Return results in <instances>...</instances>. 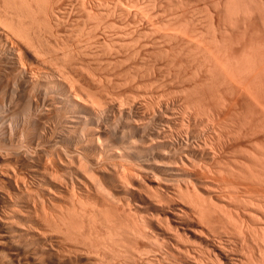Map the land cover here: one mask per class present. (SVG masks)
<instances>
[{"label": "bare ground", "instance_id": "bare-ground-1", "mask_svg": "<svg viewBox=\"0 0 264 264\" xmlns=\"http://www.w3.org/2000/svg\"><path fill=\"white\" fill-rule=\"evenodd\" d=\"M21 94L23 117L53 116L48 123L63 137L51 145L71 137L72 147L82 143L56 156L62 165L76 162L79 173L66 170L69 178L81 189L94 183L98 193L102 171L131 200L113 204L101 193L102 210L82 204L85 190L76 192L72 179L65 181L70 189L62 187L61 177L57 183L47 165L31 160L30 142L7 145L0 129V150L7 147L0 164L13 152L34 175L53 180L60 200L64 195L60 208L35 209L27 219L38 237L55 235L48 263L83 256L84 264H264V0H0V115L19 111L11 104ZM138 136L159 148L139 150ZM163 149L176 158L169 169L181 173L176 185L157 179L169 170L147 164L166 157ZM90 160L110 167L93 163L97 173L88 174ZM5 165L0 263L38 264L36 244L27 243L34 231L16 228L19 208L10 195L18 173ZM134 208L155 214L139 217Z\"/></svg>", "mask_w": 264, "mask_h": 264}, {"label": "rangeland", "instance_id": "rangeland-1", "mask_svg": "<svg viewBox=\"0 0 264 264\" xmlns=\"http://www.w3.org/2000/svg\"><path fill=\"white\" fill-rule=\"evenodd\" d=\"M10 85V84H9ZM6 88V90H5V92H6V94H7V97H6V99L8 100V96H10V92H11V86H6L5 87ZM10 90V91H9ZM19 96H21V97H19ZM25 96V97H24ZM26 94L24 95L23 94V98H22V94L21 95H17L16 97H15V100L17 101V103H16V101L14 100V104H11V107L13 106L14 108H16L15 110H18L19 109V111H10V112H6V115L5 116H3L5 113H2L1 115H0V119H2V121H0V122H2V123H0V129H2L3 130V132H4V134H2L4 137H6L7 139L5 140V141H3L4 140V138L3 139H1L3 142H6L7 143V145L9 144L10 145V143H11V141L13 142V143H11V144H14V143H20V142H23L24 141V143H27L28 144V142H30L33 146H32V148H31V152H30V155H28V156H30V157H32V161H34V162H38V161H41V162H39L40 164L43 162V164L42 165H47L46 167H49L51 170H49L48 169V172L50 171H52L53 173H56L55 175L54 174H51V177H50V175L48 174V177H50V179H52V175H54L53 176V180H55V181H57V178L58 177H61V178H58V180H59V183H58V181H57V183L58 184H62V182H63V184L61 185L62 187H65L66 185H67V187L66 188H68V187H70L72 184H74V187L75 186H77V187H75L74 189L76 190V192H84V190H85V194H86V196H85V194H83V196L84 197H82V199L80 200L81 202H83L82 204H85V205H89V207H90V205L91 206H93L94 208H96V209H100V210H102L103 209V207H104V202H103V198L102 197H104L106 200H108L109 202H111V203H113V204H119V205H123L124 204V201L126 202V203H131V200L129 201V200H126V199H128V198H130V194L129 193H127V192H124V191H122L123 189H121V187H120V184H117V182H116V184H115V182H113L112 184H110L109 182H107V181H111V180H109L108 178H106L107 177V174H104L102 171H101V173H102V175H101V180H100V183H102V182H104L105 184H103L102 183V186H101V184L99 183V181H98V179H97V182L99 183V185H100V187L102 188H100V190H99V192L97 193V192H94V191H97L96 190V187L94 188L92 185H94V183L93 184H90L89 183V181L87 182L88 183V185L90 184V186H86V188H88V189H90V190H88V189H84L83 187H82V189H81V187H79L80 185H78L79 183L77 182L76 183V181H77V179L75 178H73L72 177V175L70 176V177H72V178H69V175L68 174H66V173H68V172H66V170L67 171H69V174H71L70 173V171L71 170H73V172L74 171H78V169H77V166H75L76 164V162H73V163H71V164H74V166H75V169H74V166L73 165H69V166H67V165H62V164H59L58 163V157H56L57 155H60V156H62V152L64 153V151L65 150H67L68 149V151H73V148H76L77 146V150H80V149H84L83 148V146H82V143L80 142L79 144L81 145H76L75 147H72L71 145H73L74 143H75V141H74V138L73 137H71V140L70 141H72V142H70V141H61V142H59V143H57V145H56V142H55V145L53 146V145H51V143L52 142H54L55 140H58L59 138H61L60 136H62L63 137V133L62 132H60V128H58L57 130L56 129H52V126L54 125V120H52L51 122H50V120H49V123H48V119H51L50 117L49 118H46V120L44 119V120H41V122H40V120L39 119H36L37 118V116L36 115H29V116H31V117H29L28 118V116H22L21 114H20V109L22 108V106H24L25 105V102H24V100L26 99ZM20 98H22V99H20ZM18 99H20L19 101H18ZM7 102V101H6ZM22 104H21V103ZM14 105H16V106H14ZM22 105V106H21ZM19 106V107H18ZM12 110H14L13 108H12ZM16 112H17V114L18 115H16ZM9 113V114H8ZM12 113V114H11ZM14 114V115H13ZM19 114H20V116H19ZM32 114V113H31ZM1 116H3V117H1ZM36 118H35V117ZM16 117V118H15ZM26 117V118H25ZM33 117V118H32ZM7 118V119H6ZM11 121H10V120ZM23 119H25L24 121H23ZM37 120H38V122H37ZM15 121V122H14ZM20 121V122H19ZM42 121H45V122H47L46 124H43V122ZM22 122V123H21ZM30 124H29V123ZM37 122V123H36ZM44 122V123H45ZM52 122H53V125H52ZM7 123H9L10 124V126L8 125H6ZM28 123V124H27ZM39 123H42V124H39ZM4 124L6 125V126H4ZM21 124H23V125H21ZM37 124V125H36ZM102 124H105L104 122L102 123ZM1 125H3V126H1ZM25 125V126H24ZM29 125L31 126V127H29ZM39 125V126H38ZM48 125V127L49 126H51L50 127V129H51V131H49V129H48V127H46ZM19 126V127H18ZM27 126V127H26ZM33 126V127H32ZM38 126V127H37ZM45 126V127H44ZM6 127H8V128H6ZM15 127V128H14ZM45 129H43V128ZM5 128V129H4ZM21 128V129H20ZM93 129H96V130H94V131H97L98 129H102L103 128V125H102V128H101V126H99V127H97L96 128V126L94 125V127H92ZM17 129H18V131H17ZM26 130H28V131H26ZM38 130H39V132H38ZM42 130V131H41ZM48 130V131H47ZM52 130H54L53 132H52ZM8 133H6V132ZM12 131V132H11ZM22 131V132H21ZM30 131V132H29ZM40 131H41V133H40ZM56 131L59 133H56ZM0 132H2V131H0ZM2 132V133H3ZM14 132H15V134H14ZM52 134H51V133ZM21 133V134H20ZM35 133V134H34ZM38 133H40V134H38ZM44 133V134H43ZM56 133V134H55ZM20 134V135H19ZM53 134L54 135H56V136H53ZM25 135V136H24ZM38 135H40V136H38ZM44 135V136H43ZM52 135V136H51ZM0 136H1V133H0ZM49 136H51V137H49ZM17 139H16V138ZM39 137V138H38ZM139 137L140 136H138V137H136L137 138V141L139 140ZM11 138V139H10ZM33 138V139H32ZM45 138V139H44ZM47 138V139H46ZM55 138H57V139H55ZM18 139H20V140H18ZM29 139V140H28ZM38 139V140H37ZM50 141H49V140ZM53 139H54V141H53ZM0 140V141H1ZM11 140V141H10ZM23 140V141H22ZM44 140L46 141V142H44ZM140 140H141V137H140ZM140 140L138 141V142H136L135 143V147H137L138 149L139 148H141L142 147V149L143 148H149L148 146H155L157 149L159 148V146H158V144H150V141H147L148 143H140ZM147 140V139H146ZM1 141V142H2ZM26 141V142H25ZM37 142V143H36ZM67 142L70 144V145H67ZM48 143V144H47ZM50 143V144H49ZM64 143V144H63ZM73 143V144H72ZM43 144V145H42ZM53 144V143H52ZM137 144V145H136ZM6 145V146H7ZM45 145V146H44ZM60 145V146H59ZM63 145V146H62ZM146 145V146H145ZM160 145V150H161V147H162V145L161 144H159ZM47 146V147H46ZM56 146H57V148H56ZM59 146V147H58ZM54 147V148H53ZM66 147V148H65ZM68 147V148H67ZM9 148V147H8ZM35 148H36V150H35ZM38 148V149H37ZM60 148H61V150H60ZM145 148V149H146ZM7 149V147L6 148H4V149H1V150H3V152H1V150H0V153L1 154H3V155H5L4 153H6V150ZM57 149V150H56ZM6 150V151H5ZM33 150V151H32ZM43 150H44V152H43ZM140 150V149H139ZM159 150V151H160ZM164 150V149H163ZM166 150H168L167 148H166ZM166 150H164L163 152L165 153L166 152ZM5 151V152H4ZM41 151V152H40ZM55 151H57L56 153H58V154H56L55 153ZM157 151V150H156ZM34 152V153H33ZM46 152L49 154V153H51L50 155L51 156H49L48 154H46ZM163 152H159V153H161L160 155H163ZM168 153H165L164 154V156H166V157H163V156H160L159 158L157 157V160H160L159 162H158V164H156V161H155V163L154 164H151V163H153L152 162V158H151V161L150 162H148L147 164L148 165H151L152 167H154V166H156L155 168H157L158 166V169L159 170H163V169H167V170H169V169H171L172 167L174 168L175 166L173 165V161L174 160H176V158H174L175 156H174V154H172L171 152H169V151H167ZM13 153V152H12ZM11 152L9 153V154H6L7 156H5V157H9V158H5V160H3V161H1V164H6L4 167H8V168H10V169H13L14 171H15V173L17 174V178L18 179H16L17 181H15L16 183L18 182V183H20L19 184V186L17 185V184H15V185H17V186H15V188L16 187H18V188H16V189H18V191H20L21 190V192H19L18 193V191L15 189V190H13V191H16V192H14L13 193V191H11L12 193V195H10V197H11V199H12V201L14 202V208H16V209H20L21 211L23 210V213L18 209L17 210V214H16V212L14 213L15 215H16V217H18V218H20V222H19V220H18V218H17V225H16V228L18 227L19 228V231H20V233L21 234H23V232H25V230H27V228H32V229H34V230H30L29 229V231L28 232H30V231H34L33 233H29V234H32V235H34V238H32V239H29V241L30 242H27V241H25V243L27 242V243H32V246H34L35 244V246H36V248H35V246H34V250L31 248V251L33 252V251H35L36 252V250H38V253L39 254H41V256L39 257L40 259L42 258H44L45 256V258L41 261L40 259L38 260L39 262H38V264H41V262H43V264H51V263H53V261L55 260V255H54V253H52V251L48 248V247H50V244L47 242L48 240L50 241H52L53 242V240H55V235H46V236H44V238L42 239V238H40V237H38V235L35 233V231H36V229H37V231L36 232H39L40 231V229H38V226L36 227V226H34L35 224L33 223V222H30V221H32L33 220V218H34V216H35V213H31V212H34L33 210H35L36 209V211L38 210V209H40L41 210V208L43 209V207H44V209H46L45 210V212H47L48 211V213H49V211H50V213L54 210V208H55V206L58 208H60L63 204H65V202H64V200L62 199L63 198V196L61 197V200L59 199L60 197L57 195V194H59L60 196H61V194H63L62 192H60L61 191V189L60 188H56L55 186H54V182H53V180H50V182H48V181H45V180H43V179H41L40 177L41 176H37V175H34V172L32 173V170L30 169V167L28 168V167H24L23 165H21L22 164V161L21 160H17L18 159V157H17V159H15L16 157H14V155L15 154H12ZM32 153V154H31ZM37 153V154H36ZM44 154V155H43ZM168 154V155H167ZM11 155V156H10ZM169 155H171V156H169ZM177 155V154H176ZM13 156V158H11ZM40 156V157H39ZM167 156H169V158L167 157ZM174 156V157H173ZM44 157V158H43ZM46 157H49V158H46ZM53 157V158H52ZM163 157V158H162ZM40 158V159H39ZM161 158L163 159V161L161 160ZM172 158H174V159H172ZM14 159V160H13ZM37 159H38V161H37ZM41 159H43V160H41ZM51 159V160H50ZM52 159H54V160H52ZM90 159H95V158H93L92 156H90ZM97 159V158H96ZM166 159V160H165ZM170 159V160H169ZM47 160L49 161V162H51V161H53V165L52 164H50L49 162H47ZM173 160V161H172ZM16 161V162H15ZM91 161V160H90ZM118 161V160H117ZM164 161H166L167 163H168V165H167V163H165ZM21 163V164H19V163ZM48 164H47V163ZM92 162V161H91ZM99 162H101V161H98V162H96V161H94V162H92V164L91 163H89V161H88V163H89V165L87 166V167H89V168H87L86 166L85 167H83V169L85 170V168H86V172H88V174L91 172L92 173V171H93V174H95V173H97V170L95 171V164H97V168H99V169H101L100 167H101V165H103L102 167L104 168V167H107V168H109L110 166H109V162H105V164H104V161H103V164H102V162L101 163H99ZM113 161H111V163H112ZM116 162V161H115ZM13 163V165H11ZM17 163V164H16ZM56 163H58V164H56ZM93 163H95L94 165H93ZM106 163H108V164H106ZM114 163V162H113ZM161 163V164H160ZM165 165H164V164ZM172 163V164H171ZM0 164V165H1ZM16 164V165H15ZM52 165V166H50V165ZM98 164H99V166H98ZM3 165H1L0 167H3ZM49 165V166H48ZM108 165V166H107ZM167 165V166H166ZM171 165V166H170ZM62 166V167H61ZM63 166H66V167H63ZM52 167V168H51ZM58 167H60V168H58ZM69 167H71V168H69ZM94 169H93V168ZM176 167H177V165H176ZM15 168H17V169H15ZM21 168V169H20ZM53 168H55L54 169V171H53ZM58 170H57V169ZM63 168V169H62ZM106 168V169H107ZM161 168V169H160ZM60 169H62V170H60ZM69 169V170H68ZM88 169H92L91 171H89ZM24 170V171H23ZM30 170H31V172H30ZM79 170L81 171V169H80V167H79ZM83 170V171H84ZM103 170H105V168L103 169ZM56 171H58V172H56ZM62 171H63V173H62ZM65 171V172H64ZM172 172L170 173V170L169 171H165L166 173H163V171H158V177H161V178H157V179H161L162 181H160V183H162V184H164V185H167V184H169V186L170 185H176V181L175 180H177L178 181V183H180V180H179V178H181V173L179 172V171H175V172H177V173H175L173 170H171ZM95 172V173H94ZM25 173V174H24ZM65 173V174H64ZM74 173H79V172H74ZM81 173V172H80ZM82 173H84V172H82ZM21 174V175H20ZM63 174V175H62ZM88 174H86V175H88ZM99 174V173H98ZM180 174V175H179ZM20 175V176H19ZM25 175V176H24ZM67 175H68V178L69 179H66L65 180V178L67 177ZM78 175H81V174H78ZM171 175H173V176H171ZM30 176V177H29ZM33 176V177H32ZM37 176V177H36ZM65 176V177H64ZM55 177H57V178H55ZM64 179H63V178ZM100 176L98 175V177L97 178H99ZM104 177V178H103ZM42 178H44V177H42ZM103 178V179H102ZM168 178V179H167ZM174 178H176V179H174ZM43 180V181H41V180ZM44 179H46V178H44ZM74 180V181H72V180ZM108 179V180H107ZM152 179V178H151ZM156 179V180H157ZM164 179H167V180H165V181H168V180H170V181H168V182H170V183H166L165 181H164ZM20 180V181H19ZM25 180V181H24ZM37 180V181H36ZM70 181L71 180V182L69 183V182H65V181ZM146 180H148V179H146ZM154 180H155V178H154ZM173 180V181H172ZM23 181H24V183H23ZM45 181V182H44ZM61 181V182H60ZM148 181H151V180H148ZM158 180H157V182H159ZM164 181V182H163ZM38 182V183H37ZM39 182L41 183L40 185H39ZM43 182H44V184H43ZM48 182V183H47ZM112 182V181H111ZM172 182V183H171ZM26 183H27V187H24V186H26ZM51 183H52V185H51ZM68 183H69V185H68ZM151 183V182H150ZM23 184H24V186H23ZM50 184V185H49ZM66 184V185H65ZM116 186H115V185ZM48 185V186H47ZM55 185H56V183H55ZM65 185V186H64ZM105 185V186H104ZM106 185H112V186H106ZM31 186V187H30ZM47 186V187H46ZM51 186V187H50ZM152 186V185H151ZM19 187H22V188H19ZM25 189H24V188ZM30 187V188H29ZM105 187H107V188H105ZM111 188V190H110V188ZM113 187V188H112ZM27 188H29V189H27ZM46 188V189H45ZM48 188H49V190L52 192V193H50L49 192V190H48ZM55 188V189H54ZM71 188V187H70ZM70 188H68V189H70ZM92 188V189H91ZM94 188V189H93ZM109 188V189H108ZM116 188V189H115ZM22 189H24V190H26L27 189V191L28 192H25L24 190H22ZM35 189V191H33ZM39 189V190H38ZM45 191H44V190ZM54 189V190H53ZM116 191H115V190ZM40 190H43V191H40ZM47 190H48V195H45V193L47 192ZM60 190V191H59ZM78 190V191H77ZM83 190V191H82ZM94 190V191H93ZM22 191H23V193H22ZM56 191V192H55ZM88 191H89V193H88ZM90 191H92V192H90ZM101 191V192H100ZM25 192V193H24ZM41 192V193H40ZM54 192V193H53ZM58 192V193H57ZM88 193V195H87V193ZM103 192H105V193H103ZM112 192H113V194H112ZM30 193V194H29ZM38 195H37V194ZM42 193H44V195L42 194ZM57 193V194H56ZM61 193V194H60ZM101 193H102V197H101ZM14 194L16 195V196H14ZM21 194V195H20ZM22 194H23V196H22ZM33 196H32V195ZM47 194V193H46ZM56 194V195H55ZM98 194H100V196L98 197ZM105 194V195H104ZM107 194H108V196H107ZM127 194H129V195H127ZM18 195V196H17ZM27 195H28V197H27ZM30 195H31V197H30ZM41 195H43V197L41 198L40 196ZM26 196V197H25ZM58 196V197H57ZM89 196H91V197H89ZM94 196V197H93ZM111 196H113V197H111ZM118 196V197H117ZM14 197V198H13ZM25 199H24V198ZM40 197V198H39ZM46 197V198H45ZM51 197V198H50ZM54 197H56V198H54ZM87 199H86V198ZM90 198V200H88L89 198ZM98 197V198H97ZM107 197V198H106ZM19 198V199H18ZM23 198V199H22ZM46 200V199H48V200H46L47 202L49 201V204L44 200V199ZM54 200H53V199ZM57 198H58V200H57ZM109 198V199H108ZM125 198V199H124ZM30 201H29V200ZM40 199V200H39ZM42 199V200H41ZM51 199V200H50ZM83 199H84V201H83ZM111 199H113V200H111ZM38 200V201H37ZM85 200H87V201H85ZM93 200V201H92ZM97 200V201H96ZM99 200V201H98ZM26 201H27V203H26ZM40 201V202H39ZM43 201V202H42ZM57 201V202H56ZM63 201V202H62ZM90 201H92V202H90ZM95 201V202H94ZM103 203H102V202ZM113 201V202H112ZM128 201V202H127ZM21 202V203H20ZM35 202H37V204L40 206V208H38V205L35 203ZM40 204H39V203ZM55 202V203H54ZM59 202V203H58ZM106 202V201H105ZM115 202V203H114ZM35 203V206L33 205ZM42 203V204H41ZM56 203L57 204H59L58 206L56 205ZM88 203H90V204H88ZM93 203V204H92ZM16 204V205H15ZM26 206H25V205ZM47 204H48V206H47ZM55 206H54V205ZM18 205V206H17ZM32 205V206H31ZM36 205H37V207H36ZM44 205V206H43ZM17 206V207H16ZM25 206V207H24ZM28 206V207H27ZM34 206V207H33ZM51 206H54V207H52L51 208ZM98 208H97V207ZM100 206V207H99ZM27 207V208H26ZM49 207V208H48ZM88 207V206H87ZM29 208H30V210H29ZM34 208V209H33ZM16 209H12V211L14 210H16ZM28 209V211L30 212H28V211H25V210H27ZM43 209V210H44ZM51 209H53V210H51ZM166 209V208H165ZM133 210H136V211H133V213L135 214V215H138L139 217H141V216H143V217H148V218H150V215L152 214V217L154 216V214L155 213H153V212H151V211H149V210H144V209H136V208H134ZM141 212V213H140ZM136 213H138V214H136ZM20 214H22V215H20L21 217H22V219H21V217L19 216ZM30 214H34V216H32V215H30ZM24 215V216H23ZM25 215H30V217L28 216H25ZM25 217V218H24ZM27 217V218H26ZM29 218H31V219H29ZM30 220V221H28V220ZM26 220H27V222H26ZM22 221H25V222H23V223H21ZM21 224V226L19 227V225ZM29 223V224H28ZM31 223V224H30ZM24 224V225H23ZM27 226H26V225ZM28 225H32V226H34L35 228H33L32 226L30 227V226H28ZM22 227V230L20 229ZM24 228H25V230H24ZM54 236V237H53ZM50 237V238H49ZM48 238V239H47ZM52 238V239H51ZM38 240V241H36V240ZM41 239V240H40ZM47 239V240H46ZM36 242H35V241ZM45 240V241H44ZM32 241V242H31ZM43 241H44V243H43ZM35 242V243H34ZM45 243H47V245L45 244ZM22 244H24V243H22ZM34 244V245H33ZM46 245V246H45ZM49 245V246H48ZM43 246V247H42ZM48 246V247H47ZM39 247V248H38ZM41 247H42V249H41ZM43 248H44V251L45 252H42V250H43ZM47 250H46V249ZM48 251V252H47ZM49 251L51 252V253H49ZM34 252V253H35ZM41 252V253H40ZM37 253V252H36ZM44 253H45V255H44ZM46 253H48V256L46 255ZM43 254V255H42ZM53 254V255H52ZM50 255V256H49ZM51 256H53V257H51ZM81 257H83V256H79V257H77L78 258V260L76 259V258H72V259H70L71 261H72V263H71V261L69 262V263H67L69 260H64V261H62V264L64 263V264H84L86 261H87V258L85 259V258H81ZM51 259V260H50ZM83 259H85L84 261H83ZM81 260V261H80ZM35 261H37V260H35ZM41 261V262H40ZM76 261V262H75ZM4 263L3 264H5L6 262L5 261H3ZM48 262H51V263H48ZM83 262V263H82ZM1 264V263H0ZM7 264V263H6ZM55 264H61V261H60V263H55Z\"/></svg>", "mask_w": 264, "mask_h": 264}]
</instances>
